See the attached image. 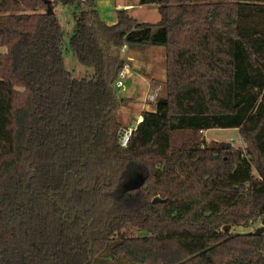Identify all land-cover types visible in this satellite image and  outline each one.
Returning a JSON list of instances; mask_svg holds the SVG:
<instances>
[{"label":"trees","instance_id":"obj_1","mask_svg":"<svg viewBox=\"0 0 264 264\" xmlns=\"http://www.w3.org/2000/svg\"><path fill=\"white\" fill-rule=\"evenodd\" d=\"M58 3L79 9L70 45L89 78L66 67ZM139 3L159 21L0 0V264H264V232L225 229L264 217V0ZM133 44L165 47L166 94L124 146L132 98L116 82ZM213 128L244 146L205 142Z\"/></svg>","mask_w":264,"mask_h":264},{"label":"rangeland","instance_id":"obj_2","mask_svg":"<svg viewBox=\"0 0 264 264\" xmlns=\"http://www.w3.org/2000/svg\"><path fill=\"white\" fill-rule=\"evenodd\" d=\"M98 4V3H97ZM157 6V5H156ZM99 7V6H98ZM63 27L64 36V58L66 67L72 72L76 78H89L94 75L95 69L80 62L74 54L70 37L75 29V12L79 11L76 6H65L58 3L55 7ZM104 17H109L108 8H99ZM139 21L156 22L160 19V13L155 7L146 6L140 13H136ZM115 19V18H114ZM6 50L0 46V53ZM125 50H120V56L126 58L128 55L132 57L128 69L131 77H126L124 86L119 89V95L123 97H131L132 101L129 106L122 107L119 111V119L126 128L136 127L137 119L144 110H154L157 100L165 96L166 86L163 80V68L166 69V49L159 45H140L133 44ZM139 51V52H137ZM137 52V53H136ZM126 60V59H125ZM201 137L205 142L226 141L234 143L236 146H244L245 142L236 128H213L202 130ZM134 176L133 178H135ZM264 226V217L262 219L244 224L242 226H232L229 230L232 234L254 232L258 227ZM128 236L145 235L147 232L129 228L125 232ZM105 264H129L123 260L117 262L115 260H106Z\"/></svg>","mask_w":264,"mask_h":264},{"label":"crops","instance_id":"obj_3","mask_svg":"<svg viewBox=\"0 0 264 264\" xmlns=\"http://www.w3.org/2000/svg\"><path fill=\"white\" fill-rule=\"evenodd\" d=\"M97 3H98L97 6H99L98 10H99V8H103V7L108 8L110 18L104 17V15L100 12V10H99V13H100L101 18L109 24L116 22L118 9H122V8L128 9L130 11V13L137 19H139V18L136 16V13L137 12L140 13V11H142L146 6L155 7L157 9L156 4H144V5H142L139 3V0H97ZM128 48H129V46L127 45L125 51ZM137 52H139V51H137ZM124 59H126V61H127L126 64H128V66H129L130 62L128 60H131L132 57L128 55ZM128 71H129V69H128ZM129 77H131V75ZM162 79L166 80V69L165 68H163V78Z\"/></svg>","mask_w":264,"mask_h":264},{"label":"built area","instance_id":"obj_4","mask_svg":"<svg viewBox=\"0 0 264 264\" xmlns=\"http://www.w3.org/2000/svg\"><path fill=\"white\" fill-rule=\"evenodd\" d=\"M127 47V45H125L123 47V50H125ZM130 71H128V64L125 65L124 69L120 72V76L116 82V86L120 89L124 86V82H125V79L126 77L128 78L130 76ZM141 121H143V115H140L137 119V125L138 123H140ZM137 127V126H136ZM136 127H129V128H126L123 132H122V144L124 146L127 145L128 143V140L132 134V132L136 129Z\"/></svg>","mask_w":264,"mask_h":264},{"label":"water","instance_id":"obj_5","mask_svg":"<svg viewBox=\"0 0 264 264\" xmlns=\"http://www.w3.org/2000/svg\"><path fill=\"white\" fill-rule=\"evenodd\" d=\"M145 180H146L145 176L143 174H141V173H138L135 178H131L129 180V182L127 183V186L136 188V187H139V186L143 185L145 183ZM163 200H165V199L160 198V196H155L153 198V202L154 203L159 202V201H163ZM225 229L229 230L230 229V225H226ZM255 232L257 234L263 233L264 232V226L258 227Z\"/></svg>","mask_w":264,"mask_h":264},{"label":"flooded vegetation","instance_id":"obj_6","mask_svg":"<svg viewBox=\"0 0 264 264\" xmlns=\"http://www.w3.org/2000/svg\"><path fill=\"white\" fill-rule=\"evenodd\" d=\"M134 175H135V174H134ZM136 175H137V174H136ZM136 175H135V176H136Z\"/></svg>","mask_w":264,"mask_h":264}]
</instances>
